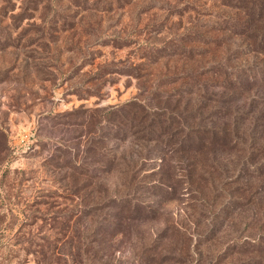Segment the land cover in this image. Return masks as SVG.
Here are the masks:
<instances>
[{
    "label": "rangeland",
    "instance_id": "obj_1",
    "mask_svg": "<svg viewBox=\"0 0 264 264\" xmlns=\"http://www.w3.org/2000/svg\"><path fill=\"white\" fill-rule=\"evenodd\" d=\"M251 2L0 0V129L8 145L0 154V264H74L71 256L64 261L55 253L68 233L73 247L84 248L83 264H216L218 257L225 259L228 250L221 251L231 240L242 239L236 234L245 222L246 230L256 232L258 223L264 225V216L252 214L258 205L264 210V175L249 181L245 174L254 164H264V72H255L263 56L242 55L255 41L231 32L235 23L242 29L257 24L233 8L239 3L249 8ZM238 68L255 72L263 87L234 94L236 103H222L228 91L221 86ZM193 91L207 94L206 101ZM177 94H190V104L185 115L168 119L171 130L182 126L173 136H191L189 127L197 121L187 110L202 102L205 106L195 111L201 125H216L226 134L239 128L248 137L232 146L231 137L227 144L221 137L212 144L202 136L200 143L190 144L200 151L168 154L161 163L143 143L158 131L134 134L129 118L146 110L141 106L152 108ZM236 105L246 111L231 117L212 111ZM112 108L128 114L127 123L118 125L122 131L108 128L106 145L117 155L137 149L142 171L127 205L106 202L107 186V196L119 192L114 189L120 178L112 173L96 187L75 191L85 196L82 205L90 207L84 209L74 196L73 201L60 196L62 188L50 173L60 182L69 175L65 182L72 190L80 184L85 176L78 171L92 166L79 165L85 146L89 138L97 140L102 113ZM89 145L90 153L102 146ZM146 181L165 183L171 199L152 195L143 188ZM238 184L252 187L246 191ZM257 187L262 189L251 194ZM233 196L254 202L225 224L226 211L219 208ZM105 215L106 234L102 224L92 223ZM79 217L80 229L73 230ZM67 225L69 232L62 231Z\"/></svg>",
    "mask_w": 264,
    "mask_h": 264
},
{
    "label": "trees",
    "instance_id": "obj_2",
    "mask_svg": "<svg viewBox=\"0 0 264 264\" xmlns=\"http://www.w3.org/2000/svg\"><path fill=\"white\" fill-rule=\"evenodd\" d=\"M236 11H244L246 17H252L254 21H257V24L249 23V25L246 26V28H237L236 23L235 25L231 26V32L235 33L233 35L235 36H244L248 40L255 41L254 46L252 45H246L247 49H250L248 51L242 52V55L246 54H257V55H262L263 56V63H264V0H254V2H251L249 8H245V6L241 3L238 5L233 6ZM262 28V30L260 29ZM244 68H238V71L235 73L234 71L231 72L232 80L229 82H225L226 86L223 85L221 86L222 88L225 89V91H228V94L224 96L221 100L222 103H236L234 94H242L246 95L253 87H256L258 89L260 86L263 87V84L257 83V78H255L254 73H262L264 72V64L262 66H258L255 69V72L251 75L249 73L245 74ZM208 71V70H207ZM263 77V76H262ZM264 88V87H263ZM194 94L192 95H197L195 91H193ZM189 95H182V94H177L175 96V100H170L168 99L169 96H166L164 98H161L156 102L152 108L150 106L145 105L141 106L140 108L143 110V108H146L145 111H143L141 114H131L130 115V121L132 124L129 126L128 130L134 129V134L138 133L139 131H148L150 133L152 132H157L156 136L153 138H144V136H141L139 138L143 139V143L145 144L146 148H149L147 151L149 154L155 155V158L160 159L161 163L164 162L166 159V156L168 154H178L177 156H187L188 154L192 153L193 151L197 152L200 151V147H195L196 150H194V147H191V143H200L202 136L208 137L209 140L213 143H215L218 139V137H221V140H224L225 143L227 144L228 139L231 137L232 138V146L237 141L238 139L244 140L248 137V134L245 132H242L241 129L239 128H234L231 131L228 130V133L226 134L225 130H222L218 126H213V125H201L202 119L200 117L196 118L195 116V111H199L201 105L202 108L205 106L204 104H201L200 102L197 106H193L190 108V110H187V114H191V118H195L197 123L192 124L189 127V131L191 136L188 137L187 135L183 134L182 136H173V134L178 131V129L182 126H177L176 128H173V122L168 120L169 118H174V116H183L185 115V109L187 105L190 104L189 102ZM207 95V94H206ZM205 94H198L197 97L202 99L203 101H206L204 97H206ZM153 102V101H151ZM198 109V110H197ZM218 109H221V116L222 117H231V116H236L239 111H246V108L242 106H216L213 108V112L217 111ZM172 110V111H170ZM101 111V110H100ZM108 112L102 113L103 116V122L99 125L100 130L99 134L97 137V140H94L93 138H89L88 143L85 146V150L83 151L84 155L80 160L79 165H84L85 169L89 166L92 165L90 170H86V172L83 171H78L80 172L85 178L78 184L74 190L68 187V185L65 182V179L68 178L69 175L66 177L63 176L64 181L60 182V178H56L54 173H50V178L53 182H56L58 187L62 188V192H60V196L62 198L68 199L70 201L74 200V197L80 200L81 202H78L77 205L79 207H84L83 201L85 199V196H77L76 192L80 188H83L85 186L92 187L95 186L98 183H101L105 176H108L112 173H115L117 176L120 178V182H118V185L115 184V189L114 191H119L114 192L112 194L106 195V191H108V186L104 189V194L107 197L106 202H110L109 206L112 205V207H116L119 205L125 206L124 204L127 205V203L130 201L129 197H131V190H133L132 186L134 187L136 185V181L139 180V174L142 171V167L138 163V150L137 149H128V153H123L121 155L117 154H112L110 153L112 151L113 146H108L106 143L109 142V133H111V130L108 128H114L115 130L122 131L123 126L120 127L118 126L119 124H123L124 126L126 125V117L128 114H124L122 109L120 110L119 108H112L110 110H107ZM148 114H151V116L148 118ZM184 121V120H183ZM227 123V122H225ZM184 129V128H183ZM106 130V131H105ZM105 131V133L103 132ZM145 133V132H144ZM171 136L173 138H171ZM227 138V140H226ZM126 140V137L121 138L119 141ZM96 141L98 144H102V146L97 147V149H94L95 151L90 153V145L89 142ZM138 142V140H136ZM186 143H188V147H186ZM130 144H133L130 142ZM150 146H147V145ZM134 145L137 146L136 142H134ZM230 146V148H232ZM94 147V146H93ZM8 150V145H7V136L4 134V132L0 129V154L4 155L5 152ZM239 151V148H234V151ZM109 151V153H108ZM114 152V151H113ZM240 152L238 153L237 157H240ZM52 159V157H51ZM50 159V160H51ZM142 159V158H141ZM3 160V158L1 159ZM0 160V166L2 165V162ZM52 161V160H51ZM52 166V162H50ZM241 164V163H240ZM256 166L251 167L248 171H245V174L247 175V178L249 181L251 179L260 177L264 175V164L262 163H256L254 164ZM57 166V165H55ZM77 168V167H76ZM94 170V172H92ZM142 177H145L144 174H142ZM76 179H73L72 182H75ZM88 181V183H87ZM246 181V180H245ZM239 188L240 187H245L242 190L248 191L250 190L251 186H244L243 184H238ZM96 187V186H95ZM98 187V186H97ZM256 187V186H255ZM136 188V187H134ZM143 188H148V191L155 196H169L168 199H171L172 197V190L168 188V186L165 183H158V182H144ZM122 189V190H121ZM262 187H257L255 188V191L253 190V193H258L257 190H261ZM96 191V190H94ZM92 192V191H91ZM100 192V191H99ZM250 194V195H251ZM58 195V194H56ZM74 196V197H73ZM250 202H254L252 200L249 201L248 198H243L240 196H233L227 198L221 205L220 208L221 210H225L226 213L223 217V221L228 223L235 211L242 209L246 207ZM257 204V203H256ZM90 206L84 207V209H89ZM252 212L254 216L258 214L264 216V210L261 211L259 209V205L256 206ZM133 213V212H132ZM131 213V216H132ZM219 211L216 212V216L218 215ZM81 214V213H80ZM67 216H69V211L67 213ZM134 218V216L132 217ZM251 217L250 219H252ZM80 219V217H79ZM75 222L77 224V227L73 230H76L79 228V223L81 219ZM109 220L108 216H103L100 219H97L96 221H92V223L99 224V226L102 224L104 228V233L106 234V225L103 223L105 221ZM100 221V222H99ZM222 221V222H223ZM91 223V224H92ZM113 223L111 222L110 225L108 226L109 229H114L113 228ZM247 223L245 222V225L242 227L241 230L236 234L238 237H242L241 240L235 239L231 240L227 244L229 247L228 249L224 248V250L221 251V253L226 252L227 254L224 259V257L220 256L218 257L217 263L220 264L223 259L225 261V264H260L259 260L264 261V249L262 246H264V225L262 222L257 224V232L256 230H246ZM250 223V222H249ZM117 227L119 224L116 222ZM116 227V228H117ZM64 228L67 229L69 232V225L65 226L62 228V231H65ZM100 228V227H98ZM101 228V229H102ZM80 229V228H79ZM98 233V231H96ZM256 233V234H254ZM117 235V234H116ZM234 235V234H233ZM59 241V240H58ZM73 241L74 240H69V233L66 235V239L63 240L62 242L64 247L59 249V251H55L56 254L60 255V257H64L63 260H69V257L71 256L70 260L74 264H83V259L79 258L81 254L83 253L84 248L81 246H76L73 247ZM84 242V241H81ZM70 248V249H69ZM72 249V252H71ZM246 256H240L241 254H245ZM225 255V254H224ZM232 257V259L230 258ZM222 257V258H221ZM221 258V259H220Z\"/></svg>",
    "mask_w": 264,
    "mask_h": 264
}]
</instances>
